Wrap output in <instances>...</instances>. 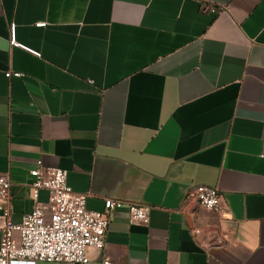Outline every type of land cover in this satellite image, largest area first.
<instances>
[{"label": "crops", "instance_id": "crops-1", "mask_svg": "<svg viewBox=\"0 0 264 264\" xmlns=\"http://www.w3.org/2000/svg\"><path fill=\"white\" fill-rule=\"evenodd\" d=\"M11 24L41 57L11 46ZM38 161L67 170L91 211L149 208L137 224L111 211L90 264H264V0H0L13 224L35 207ZM200 185L222 214L187 198Z\"/></svg>", "mask_w": 264, "mask_h": 264}, {"label": "built area", "instance_id": "built-area-1", "mask_svg": "<svg viewBox=\"0 0 264 264\" xmlns=\"http://www.w3.org/2000/svg\"><path fill=\"white\" fill-rule=\"evenodd\" d=\"M46 23L38 24L45 27ZM10 44L36 57H41L28 46L17 41L16 25L10 26ZM8 78L20 77L19 73H8ZM38 168L30 175L31 196L35 202L33 211L22 218L21 223L11 221V186L8 175H0V264H90V248L103 250L106 245L111 211L127 208L131 224L148 222L149 208L118 198H105V211L87 208L90 194L74 192L68 183L69 172L60 168ZM48 193V200H39L40 192ZM187 198L207 211L222 214L225 211L223 194L219 188L200 185L193 187ZM19 234V241L13 233ZM104 264H110L108 260Z\"/></svg>", "mask_w": 264, "mask_h": 264}]
</instances>
